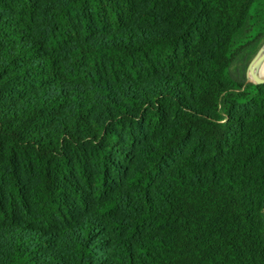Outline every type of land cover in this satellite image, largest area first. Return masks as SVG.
<instances>
[{
	"label": "trees",
	"instance_id": "1",
	"mask_svg": "<svg viewBox=\"0 0 264 264\" xmlns=\"http://www.w3.org/2000/svg\"><path fill=\"white\" fill-rule=\"evenodd\" d=\"M264 0H0V264H264Z\"/></svg>",
	"mask_w": 264,
	"mask_h": 264
},
{
	"label": "water",
	"instance_id": "2",
	"mask_svg": "<svg viewBox=\"0 0 264 264\" xmlns=\"http://www.w3.org/2000/svg\"><path fill=\"white\" fill-rule=\"evenodd\" d=\"M263 59H264V47L254 58L248 70L247 76L253 88H257L258 86L264 84V78H260L258 73L259 65L263 61Z\"/></svg>",
	"mask_w": 264,
	"mask_h": 264
},
{
	"label": "bare ground",
	"instance_id": "3",
	"mask_svg": "<svg viewBox=\"0 0 264 264\" xmlns=\"http://www.w3.org/2000/svg\"><path fill=\"white\" fill-rule=\"evenodd\" d=\"M258 73L260 78H264V59L259 65Z\"/></svg>",
	"mask_w": 264,
	"mask_h": 264
}]
</instances>
